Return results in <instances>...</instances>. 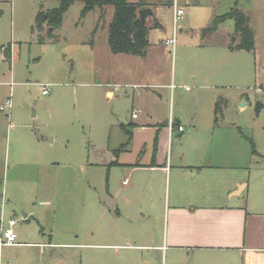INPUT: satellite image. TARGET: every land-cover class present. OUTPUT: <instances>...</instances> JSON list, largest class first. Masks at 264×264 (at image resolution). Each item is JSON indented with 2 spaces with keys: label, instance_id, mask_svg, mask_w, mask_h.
Returning <instances> with one entry per match:
<instances>
[{
  "label": "rangeland",
  "instance_id": "rangeland-1",
  "mask_svg": "<svg viewBox=\"0 0 264 264\" xmlns=\"http://www.w3.org/2000/svg\"><path fill=\"white\" fill-rule=\"evenodd\" d=\"M179 1L184 13L176 26L172 4L151 6L149 47L145 56H136L109 49L111 5L97 23L99 8L82 15L83 2L75 0L59 25L44 19L38 28L36 14L57 8L60 0H0V104L11 101L10 110L0 111V212L15 205L11 215L19 221L13 230L22 226L25 241H34L43 227L52 242L77 243L67 251H47L41 263L118 264L112 250L82 244L98 243L86 239L88 214L98 201L108 205L104 191L120 178L107 150L126 142L131 121H142L146 113L159 121L171 116L186 127L181 136L174 127L168 151L200 150L216 162L222 152L240 153L252 170L264 167V0H238L253 32L251 49L229 48L242 41L232 18L203 33L235 0ZM155 19L160 26H152ZM169 38L174 44L166 43ZM171 81L176 87L170 100ZM158 92L163 100L155 104ZM39 155L50 168L45 173L54 187L51 198L34 190ZM241 160L246 158L230 162ZM41 201H50L54 213L48 211L43 222L36 213L24 221L23 213L46 205ZM60 254L68 257L61 262ZM2 256L12 264L38 261L27 247H4Z\"/></svg>",
  "mask_w": 264,
  "mask_h": 264
},
{
  "label": "crops",
  "instance_id": "crops-1",
  "mask_svg": "<svg viewBox=\"0 0 264 264\" xmlns=\"http://www.w3.org/2000/svg\"><path fill=\"white\" fill-rule=\"evenodd\" d=\"M148 16L155 18V13ZM168 87L171 100L176 85L171 81ZM106 94L112 96L113 91ZM162 100L158 92L154 103ZM155 117L146 113L142 121H131L129 145L117 153L123 143L107 150L120 178L104 191L108 205L98 201L97 210L88 214L86 239L95 238L98 243L82 245L112 250L118 264H133L139 259L145 264H264V167L252 170L247 156L240 153L222 152V161L216 162L200 150L168 151L174 127L178 130L183 125L171 116L160 121ZM185 128L178 130L177 136ZM232 157L246 161L233 164ZM43 160L39 155V183L34 190L39 197L51 198L54 187L45 173L50 168ZM41 202H46L43 208L23 213L24 221L36 213V221L43 222L48 211L54 213L50 201ZM14 207L1 210L0 223L16 219L11 215ZM25 235L20 226L13 244H0V264H12L3 260L7 246L27 247L30 257L38 260L31 264H43L47 251L51 255L58 248L67 251L77 244L67 239L52 242L43 227L35 231L34 241L23 240ZM0 241H4L1 232ZM61 256V262L68 257Z\"/></svg>",
  "mask_w": 264,
  "mask_h": 264
},
{
  "label": "trees",
  "instance_id": "trees-1",
  "mask_svg": "<svg viewBox=\"0 0 264 264\" xmlns=\"http://www.w3.org/2000/svg\"><path fill=\"white\" fill-rule=\"evenodd\" d=\"M75 0H60V5L57 8L51 9L46 13L39 11L35 16V26L41 27L42 21L45 19L49 25L55 27L60 24L63 12ZM83 8L81 14L84 15L88 11L99 8L100 14L97 23L103 18L105 6L111 5L113 7V15L108 23L107 41L109 49L112 53H122L136 56H144L149 47V28L147 18L142 22L138 11L141 8L151 7L154 4L171 5L172 0H157L155 3L149 0H81ZM238 0H235L233 7L220 16H215L210 26L203 29V33H210L217 28V24L227 18H232L235 21V29L242 36V41L236 45H230L229 48L233 49H251L253 47V32L248 23V18L237 7ZM153 27L160 26L159 22L155 19L152 24ZM43 41L42 36L39 37ZM7 46L6 49H9ZM4 49V52H6ZM219 101L215 102V114L220 110ZM261 104L258 103V107ZM128 137L115 153L125 148L131 140V132L127 131ZM252 151L256 152L253 143L250 140ZM264 160V157H263Z\"/></svg>",
  "mask_w": 264,
  "mask_h": 264
},
{
  "label": "built area",
  "instance_id": "built-area-1",
  "mask_svg": "<svg viewBox=\"0 0 264 264\" xmlns=\"http://www.w3.org/2000/svg\"><path fill=\"white\" fill-rule=\"evenodd\" d=\"M185 3H187L186 0ZM172 6H173V22H174V26H176V23L183 16L184 7L180 4L179 0H172ZM166 43L174 44V38L168 39ZM185 89H188V87L186 86ZM47 92L48 91L46 85H42V94H46ZM10 106H11V101L10 99H7L3 104H0V111H5L7 108H10ZM137 112H138L137 109H133L132 117H136ZM178 130H183V126H179ZM16 222L17 219L9 218L5 224L3 222L0 223V232L4 237V241H0V244H13L15 242L16 233L13 230V226L15 225Z\"/></svg>",
  "mask_w": 264,
  "mask_h": 264
},
{
  "label": "water",
  "instance_id": "water-1",
  "mask_svg": "<svg viewBox=\"0 0 264 264\" xmlns=\"http://www.w3.org/2000/svg\"><path fill=\"white\" fill-rule=\"evenodd\" d=\"M138 14L140 16V19L142 22H145V19L148 15H151L153 14V11L151 10L150 7H145V8H141L139 11H138Z\"/></svg>",
  "mask_w": 264,
  "mask_h": 264
}]
</instances>
